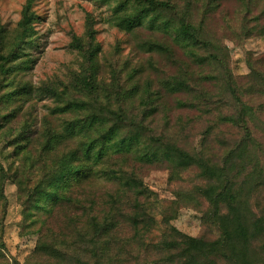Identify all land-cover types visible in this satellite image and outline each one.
I'll use <instances>...</instances> for the list:
<instances>
[{"label":"trees","instance_id":"obj_1","mask_svg":"<svg viewBox=\"0 0 264 264\" xmlns=\"http://www.w3.org/2000/svg\"><path fill=\"white\" fill-rule=\"evenodd\" d=\"M223 1L114 0L116 24L128 33L148 30L142 48L159 54V70L171 71L156 80L149 75L145 85L126 83L118 60L113 74L99 81L100 49L91 19L84 37L73 36V46L86 54V71L74 85L49 89L56 100L54 112L63 120L57 127L50 125L39 153L28 151L36 162L23 163L18 176L25 180L34 175V165L40 164L36 155L45 156L41 166L46 173L35 185L37 192L43 191L42 200L32 204L43 214L38 215L34 264H264V243L257 242L264 233V213L257 214L260 205L252 199L264 196V99L253 101V94L264 96V69L258 66L250 74L254 91L233 76L228 49L210 26ZM240 1L248 14L264 0ZM33 4L26 0L20 39L7 53L0 30V70L6 78L0 80V103L26 88L16 84L14 75L26 67L18 62V52L22 43L33 40L38 18ZM239 30L241 38H248L264 33V23L244 20ZM174 44L185 59L174 52ZM205 78L210 84L216 79L221 91L205 89ZM170 97L173 105L167 102ZM172 107L183 113L176 125L182 129L174 132L165 113ZM190 112L211 119L202 130L207 143L201 150L187 141V132L197 128L188 121ZM7 117H0V127ZM20 137L26 142L19 147L24 150L28 139ZM75 137L76 144H65L67 152L54 158L56 164L49 169V157L60 151L63 141ZM138 163L166 164L170 178L178 182H183V174L194 172L199 184L195 192L184 186L174 190L175 199L169 203L161 201L139 178ZM110 181L114 188L105 185ZM3 182L1 178V188ZM193 193L208 201L203 225L215 231L211 237L190 236L170 222L181 203L195 199ZM56 209L62 219L55 221L61 219L63 225L59 233L52 219Z\"/></svg>","mask_w":264,"mask_h":264},{"label":"rangeland","instance_id":"obj_2","mask_svg":"<svg viewBox=\"0 0 264 264\" xmlns=\"http://www.w3.org/2000/svg\"><path fill=\"white\" fill-rule=\"evenodd\" d=\"M178 1L180 4L183 3V0ZM25 3L26 0H0V30L4 39L5 53L18 44L20 39L18 25ZM114 5V0H34L32 10L38 18L34 21L33 40L29 44L22 43L18 52L20 54L18 62L26 67L24 66L14 75L16 84L26 85V88L21 94L13 96L10 100L5 99V103H0V117L8 115L0 127V167L3 169L0 168V179L4 178L2 188L0 185L3 194L0 196V264H34L32 254L40 237L38 215L43 214L32 204L34 200H42L43 191L37 192L35 185L46 173L41 166L45 156L36 155L39 156L40 164L34 165L36 167L34 175H26L28 178L25 180L19 179L18 176L23 174V163L29 166L36 162L35 159L32 160L28 151L39 153L40 144L48 138L47 130L50 129V125L57 127L63 120V116L54 112L56 100L54 92L52 93L49 89H56V86L60 85L65 87L62 84L74 85L78 83V77L86 71V54L73 46V36L84 37L87 34L89 19L93 21L94 37L100 49L97 57L100 82L113 74L117 60L123 79L133 86L138 82L145 85L149 75L156 80L171 72L159 70V64L157 65L161 61L159 54L146 52L142 48L141 41L149 35L148 30L140 29L134 33H128L116 24L112 12ZM245 8L246 6L240 0H224L218 11L212 15L210 26L218 33L224 42L223 45L228 49L230 68L238 84L247 85L254 91L255 82L251 81L250 74L258 66L264 69V33H255L248 38H241L239 29L244 20L249 21L251 25L257 22L260 26L264 23V1L253 7L248 14ZM196 13L197 17H201L202 13L199 9ZM254 17L257 18L256 22ZM172 47L176 54L185 59L179 46L174 44ZM26 59L28 60L24 63ZM164 66L171 70L177 68L167 66L165 63ZM2 79L6 78L0 70V80ZM205 80L206 78L205 83H202L205 89L213 94L221 91L218 89L219 82L216 79H214L215 84ZM2 84L9 86L5 82ZM209 86L213 88L210 89ZM11 88H7L8 91ZM263 99L264 96L253 94L254 102ZM167 102L173 105V97H170ZM166 112H168L166 118L169 123H174L169 130L172 132L181 130V126L176 128L179 116L183 115L180 109L172 107L170 110H165ZM162 115H157L155 120L160 119ZM215 115L214 112L213 117ZM188 118V121L193 122L197 128L192 133L187 132V141L192 148L201 150L207 143L202 130L211 122V119L194 112H190ZM21 135L28 139L24 150L22 149L26 142L20 141ZM76 137L63 141L60 151L49 157V161L46 162L49 169L56 164L57 160H53L54 158H59L67 152L64 150L69 146L65 144H70L72 147L76 144ZM212 138L215 140L214 135ZM21 145L23 148H19ZM42 153L48 152L42 151ZM136 167L143 184L147 186L152 196L158 197L161 201L168 202L175 199L174 190L184 189V186L187 190L193 188L195 192L194 187L199 184V178L194 172L183 174V182L171 179V170L163 163L151 165L138 163ZM100 183L105 182L102 180ZM105 185H110V188L115 187V183L111 181ZM97 194H101V191ZM193 194L196 200L181 203L170 222L190 236L205 233L206 236L211 237L215 235V231H210L203 225L208 201L198 193ZM252 199L260 205V209H255L257 214L261 211L264 213V196L261 197L259 194ZM60 213V209H56L53 213L55 217L52 218L53 226H56L58 233L62 232L63 226L62 218L59 217ZM57 218H61L59 222L55 221ZM257 242L264 243V233Z\"/></svg>","mask_w":264,"mask_h":264}]
</instances>
